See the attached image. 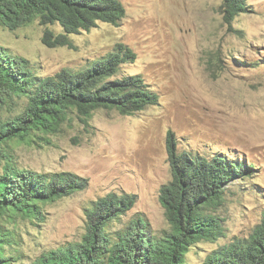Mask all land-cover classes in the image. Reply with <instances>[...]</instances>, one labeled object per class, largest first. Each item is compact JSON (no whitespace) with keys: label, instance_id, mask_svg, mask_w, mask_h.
Wrapping results in <instances>:
<instances>
[{"label":"rangeland","instance_id":"obj_1","mask_svg":"<svg viewBox=\"0 0 264 264\" xmlns=\"http://www.w3.org/2000/svg\"><path fill=\"white\" fill-rule=\"evenodd\" d=\"M126 15L118 24L100 21L72 34L75 46L50 47L46 29L59 23L39 20L16 30L0 26V46L28 57L38 76L63 69L83 70L113 51L118 42L137 53L126 73H140L160 100L132 115L99 108L89 124L73 111L60 133L11 142L16 164L39 172L71 171L89 179L87 188L43 205L45 221L21 219L15 228L21 246H7L11 264H31L43 252L81 241L87 210L109 193L137 194L135 206L113 220L110 231L143 217L151 232L170 229L160 201L163 184L173 179L170 133L177 149L193 154L227 155L253 165V176L233 180L215 210L224 234L198 242L186 264H199L215 249L250 238L264 217V0H246L248 10L231 25L223 0H121ZM161 91V92H160ZM162 107V108H161ZM21 105L2 109L15 114ZM115 233V232H114Z\"/></svg>","mask_w":264,"mask_h":264},{"label":"trees","instance_id":"obj_2","mask_svg":"<svg viewBox=\"0 0 264 264\" xmlns=\"http://www.w3.org/2000/svg\"><path fill=\"white\" fill-rule=\"evenodd\" d=\"M247 10L246 0H223L221 5L229 25ZM125 15L121 0H0V26L16 30L35 20L59 23L63 33L46 29L42 38L50 47H73L72 34L89 31L100 21L118 24ZM136 58L133 48L118 42L83 70L65 68L39 77L34 61L0 46V264L15 260L7 246L13 245L16 253L21 248L9 224L17 226L27 218L39 224L45 221L43 205L89 185L88 178L71 171L44 173L18 166L8 150L11 142L39 138L50 143L49 135L60 133L73 111L89 124L99 108L132 115L157 104L160 95L144 76L124 71ZM17 105L21 110L15 114L2 112ZM168 150L173 179L161 187L160 201L169 230L154 234L148 221L138 217L110 231L111 222L137 202V194L113 192L87 210V233L81 241L45 251L31 264H186L198 242H217L224 227L214 209L224 203L233 180L253 176L254 166L221 153L208 157L180 152L171 133ZM199 264H264V217L249 239L220 246Z\"/></svg>","mask_w":264,"mask_h":264},{"label":"bare ground","instance_id":"obj_3","mask_svg":"<svg viewBox=\"0 0 264 264\" xmlns=\"http://www.w3.org/2000/svg\"><path fill=\"white\" fill-rule=\"evenodd\" d=\"M127 59V58H126ZM122 60V59H121ZM119 63V62H118ZM87 70V69H86ZM140 76V75H139ZM161 92V91H160ZM128 95V94H127ZM122 101V100H121ZM152 101V100H151ZM114 102V101H113ZM142 102V101H141ZM129 103V102H128ZM162 108V107H161ZM135 109H137V108H135Z\"/></svg>","mask_w":264,"mask_h":264}]
</instances>
